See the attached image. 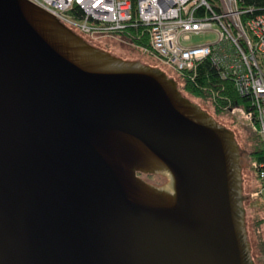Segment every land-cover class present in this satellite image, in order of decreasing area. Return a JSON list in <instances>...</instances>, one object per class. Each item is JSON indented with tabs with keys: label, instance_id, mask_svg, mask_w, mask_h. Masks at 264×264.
<instances>
[{
	"label": "water",
	"instance_id": "95a60500",
	"mask_svg": "<svg viewBox=\"0 0 264 264\" xmlns=\"http://www.w3.org/2000/svg\"><path fill=\"white\" fill-rule=\"evenodd\" d=\"M246 198L234 132L161 66L0 0V264H253Z\"/></svg>",
	"mask_w": 264,
	"mask_h": 264
},
{
	"label": "built area",
	"instance_id": "2783aa9c",
	"mask_svg": "<svg viewBox=\"0 0 264 264\" xmlns=\"http://www.w3.org/2000/svg\"><path fill=\"white\" fill-rule=\"evenodd\" d=\"M85 37L146 36L147 46L181 78L193 79L199 62L209 59L221 79L232 81L242 99L222 97L220 107L243 124L260 145L251 153L256 189L251 196L264 206V0H30ZM213 32L217 39L186 45L194 34ZM137 45V44H136ZM224 89V86L221 87ZM217 100V93L209 100Z\"/></svg>",
	"mask_w": 264,
	"mask_h": 264
},
{
	"label": "rangeland",
	"instance_id": "374dc122",
	"mask_svg": "<svg viewBox=\"0 0 264 264\" xmlns=\"http://www.w3.org/2000/svg\"><path fill=\"white\" fill-rule=\"evenodd\" d=\"M217 39V35L213 32L194 34L192 38L184 43L186 45L202 44L212 42ZM90 43L99 46L100 48L130 55L147 62L161 66L178 82V87L182 93L199 104L203 109L209 112L213 118L222 123L227 128L234 132L235 138L241 151L242 177L244 185V193L248 194V198L244 200V208L246 210L247 232L249 237L250 249L252 254L253 264H260L257 261V243L260 238H264V206L263 199L252 197V192L256 189V172L251 168V151L259 144L255 141V134L250 133L243 124L234 120L227 112L216 113L214 107L209 100H203L191 95H188L182 90V81L179 74L171 68L164 65L155 55L147 50L141 49L138 45L131 42L129 36L124 35H98L94 38L87 37ZM146 181L162 186L166 183V179L155 174H140ZM261 220V222H260ZM263 220V221H262Z\"/></svg>",
	"mask_w": 264,
	"mask_h": 264
},
{
	"label": "trees",
	"instance_id": "16d2710c",
	"mask_svg": "<svg viewBox=\"0 0 264 264\" xmlns=\"http://www.w3.org/2000/svg\"><path fill=\"white\" fill-rule=\"evenodd\" d=\"M137 30H132L129 35L131 42L140 45L147 46L148 39L146 36L138 38ZM182 81V90L186 92L188 95L203 99L210 100L213 92L217 93L218 103L213 102L215 104L214 109L216 113L223 112V109L219 106L220 101H222V97L228 96L231 98L232 103L238 104L242 102V99L235 93L234 86L231 80L221 79L218 75L216 68L211 64L209 59H206L202 62H199L196 67V75L193 79L181 78ZM224 86L222 90L221 87ZM260 145L257 144L252 154L260 153ZM263 221V220H262ZM261 222V220H260ZM257 261L260 264H264V238H260L257 243Z\"/></svg>",
	"mask_w": 264,
	"mask_h": 264
},
{
	"label": "flooded vegetation",
	"instance_id": "af4514ba",
	"mask_svg": "<svg viewBox=\"0 0 264 264\" xmlns=\"http://www.w3.org/2000/svg\"><path fill=\"white\" fill-rule=\"evenodd\" d=\"M94 45V44H93ZM96 46V45H95ZM97 47H99V46H97ZM106 50V49H105ZM108 51V50H107Z\"/></svg>",
	"mask_w": 264,
	"mask_h": 264
}]
</instances>
